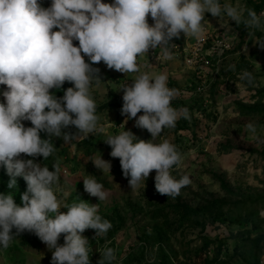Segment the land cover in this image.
Masks as SVG:
<instances>
[{"label": "clouds", "instance_id": "clouds-1", "mask_svg": "<svg viewBox=\"0 0 264 264\" xmlns=\"http://www.w3.org/2000/svg\"><path fill=\"white\" fill-rule=\"evenodd\" d=\"M205 14L226 17L221 27L228 32H232L229 21L264 32V12L257 14L239 2L51 0L44 7L39 0H0V85L6 86L0 92V168L10 178L8 190L17 188V177L26 182V190L20 194L22 206L11 191L0 192V248L8 249L14 238L29 232L51 251L50 264H90L92 250L83 233L92 229L96 239L112 228L99 214L98 204L79 199L61 206L56 194L59 165L54 163L50 170L36 162L37 157L47 160L56 151L54 137L67 143L106 135L103 141L111 148L109 155L119 159L132 190L139 189L153 171L160 195L175 198L191 183L188 175L176 179L171 174L174 166L183 163L176 145L167 139L153 142L180 118L190 119V113L187 108L172 106L177 91L168 87L167 74L141 72L138 61L157 48L163 60L171 59V41L181 33L199 37ZM258 44L264 48V40ZM101 62L109 70L135 74L130 85L119 88L123 90L121 114L126 119L118 134L108 135L96 114L91 90L102 80L100 69L93 65ZM239 79L252 84L254 76L245 70ZM65 82L73 86L57 97L52 90L61 91ZM129 120H134V127L146 129L151 139H138L125 130ZM24 121L31 126L26 127ZM70 126L78 130L76 134L63 131ZM244 131L252 140L264 142V129L258 131L256 123H246ZM42 132L48 138H41ZM91 162L103 173H111V162L101 154ZM82 180L89 196L99 201L107 198L103 184L94 176ZM259 214L264 218V210ZM61 235L63 244L58 242ZM108 243L98 250L97 264L116 261V250Z\"/></svg>", "mask_w": 264, "mask_h": 264}, {"label": "rangeland", "instance_id": "rangeland-1", "mask_svg": "<svg viewBox=\"0 0 264 264\" xmlns=\"http://www.w3.org/2000/svg\"><path fill=\"white\" fill-rule=\"evenodd\" d=\"M39 2L48 7L51 0ZM220 2H239L257 14L264 12V0ZM226 20L205 14L203 25L208 36L199 62L185 64L181 55L166 64L155 65L146 56L138 61L141 72L166 73L168 87L177 91L172 106L187 108L190 113V119L180 118L174 128L164 129L153 141L167 139L183 155V163L174 166L171 174L176 179L188 175L191 183L179 196L167 197L156 191L155 171L139 189L132 190L119 159L109 155L111 148L103 141L106 135H89L67 143L54 137L56 151L39 161L50 170L54 163L59 165L56 194L61 206L79 199L98 204L99 214L112 224L104 237L95 239L92 229L83 233L92 250L90 264H97L98 250L106 242L116 250L114 264H264V218L259 214L264 210V142L252 140L244 131L248 122L256 123L258 131L264 129V48L258 44L264 40V32L232 21V32H228L221 27ZM148 22L153 23L150 16ZM196 38L181 33L177 39L183 48H191ZM221 41L227 49H222ZM85 60L88 62L87 57ZM93 67L100 69L102 80L91 90L99 124L108 135L118 134L126 119L121 114L123 90L119 88L130 85L135 74L109 70L102 62ZM245 70L253 74L252 84L239 79ZM72 86L65 82L61 91H52L62 97ZM5 87L0 85V92ZM23 123L31 126L28 121ZM134 123L129 120L125 130L138 139L150 140V133ZM63 131L76 134L78 130L70 126ZM40 135L48 138L43 132ZM100 154L111 162V173H103L92 164ZM90 175L103 184L108 193L105 200L84 191L82 179ZM9 179L0 168V192L11 191L22 206L20 194L26 190V182L17 177V188L8 190ZM60 211L67 212V208ZM58 242L63 244V235ZM50 262L51 251L29 232L14 238L8 249L0 248V264Z\"/></svg>", "mask_w": 264, "mask_h": 264}, {"label": "built area", "instance_id": "built-area-1", "mask_svg": "<svg viewBox=\"0 0 264 264\" xmlns=\"http://www.w3.org/2000/svg\"><path fill=\"white\" fill-rule=\"evenodd\" d=\"M208 36L207 29L204 27L203 33L196 38L194 44L191 48H183L181 43L177 38H174L170 44V51L172 53V57L181 55L183 56V60L185 64H193L194 62H199V57L202 54V51L206 44V37ZM219 45L222 49H227V45L222 41L219 42ZM151 62L155 65L157 64H166L168 60H163L161 58V49L157 48L155 51L150 50L147 55H145ZM172 59V58H171ZM170 60V59H169Z\"/></svg>", "mask_w": 264, "mask_h": 264}, {"label": "trees", "instance_id": "trees-1", "mask_svg": "<svg viewBox=\"0 0 264 264\" xmlns=\"http://www.w3.org/2000/svg\"><path fill=\"white\" fill-rule=\"evenodd\" d=\"M75 44H78V42H75ZM27 158H31V157H27ZM41 158H42V157H39L38 160H37V158H36V162L39 163V161L41 160Z\"/></svg>", "mask_w": 264, "mask_h": 264}]
</instances>
